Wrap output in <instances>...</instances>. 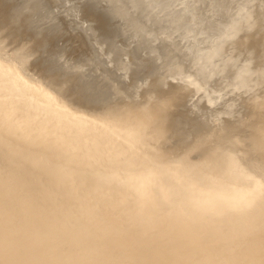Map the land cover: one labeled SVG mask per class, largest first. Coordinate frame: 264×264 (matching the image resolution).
<instances>
[{"label":"bare ground","instance_id":"1","mask_svg":"<svg viewBox=\"0 0 264 264\" xmlns=\"http://www.w3.org/2000/svg\"><path fill=\"white\" fill-rule=\"evenodd\" d=\"M208 1L222 7L213 35L152 70L148 84L88 104L66 93L78 65L62 77L31 69L44 36L10 39L27 12L0 17V228L83 225L125 264H264V0ZM148 12L139 15L150 21Z\"/></svg>","mask_w":264,"mask_h":264},{"label":"rangeland","instance_id":"2","mask_svg":"<svg viewBox=\"0 0 264 264\" xmlns=\"http://www.w3.org/2000/svg\"><path fill=\"white\" fill-rule=\"evenodd\" d=\"M6 3L3 4L4 0H0V4H1V7L4 9V6H6V10H0V17H4L5 15H8L10 12L11 14L9 15H12L14 13H18L20 11L22 12H27L28 15L27 17L26 16H23L21 19L22 20V23H20V26L18 29L14 30L13 31V34L10 35V39L12 38H15V39H20V38H23L24 41L26 40H29L31 41L32 39H34V35L35 34H40V36H44L47 40V44L45 46H41L39 49H36V54L33 55L31 57V60L29 62V65L31 67V69L33 70H39V72L41 71H44L46 74V76H49L50 74H56L57 73V76L58 77H62L63 76V73H64V67H66L67 65H70L73 66V65H78L79 68L77 69H72L73 73H74V76H73V79L72 81L70 82L67 90H66V93L69 94V96L77 102H82V104H88V101L89 103L91 102V100L93 99H112V98H115L117 96H119L120 94L116 93L117 91H123L124 92V88L127 89V88H134L136 87L137 85H139V83L145 79V81H147L149 78H150V74L151 72H153L152 70H162L161 68L163 66H165V63L164 61L166 60H169V59H174L176 58L177 56V53H182L183 52H186L188 50H190V48L192 47L191 45L194 43L195 39L194 37H192L193 35H191L190 33L188 34L187 32H191V33H194L195 31H202V29L204 28V30H208L209 31V27L213 24L212 21H214L215 19V13L217 12L215 6H210L209 4V1L207 0H166V1H163V0H157L156 3H155V6L153 5V8H154V12L156 13V11L158 10L157 12V15L159 14H162V9H160L161 7L163 8L165 2H168V4L170 3V6L173 7L172 10H176L177 12H180L182 9H184L185 11H188V13L190 14L191 16V22H190V25L187 26L188 30H192V31H187V28L186 27H179V28H174L173 27V23L170 25L169 22L170 20L164 16H162L164 18V20H160V21H153V20H148L145 18V16H141L139 15V11L140 12H143L145 11L144 9H142L143 6H140V5H137L139 4L140 1H137V0H108V1H112V3L108 2L107 0H97V3H96V0H5ZM20 1L22 3H20ZM88 1H90V4L88 3ZM93 1V2H91ZM132 1V2H131ZM163 1V2H162ZM204 1V2H203ZM57 2V3H56ZM103 2H105L103 4ZM115 4H114V3ZM131 4L129 5V3ZM159 2L158 5H156L157 3ZM206 2V3H205ZM19 3V4H18ZM62 9L60 10V4ZM96 3V4H95ZM101 3V4H100ZM116 3L118 4L119 3V8L118 6H116ZM135 3V4H134ZM152 1L151 0H148V2L146 3L147 4H151ZM164 3V4H163ZM17 4V5H16ZM57 4V5H56ZM95 4V5H94ZM109 4V7L108 5ZM110 4L113 5V8L110 7ZM200 4V5H199ZM204 4H206L204 6ZM91 5V6H90ZM97 5V7H96ZM126 5V8L124 10L121 11V9H123ZM137 5V6H136ZM162 5V6H161ZM187 6L186 8H184L183 6ZM196 5V6H195ZM204 7H203V6ZM208 5V6H207ZM213 5V4H212ZM31 6V8H30ZM86 6V7H85ZM90 6V7H88ZM104 9H107L105 11H102ZM116 6V7H115ZM122 6V8H121ZM157 6V8H156ZM200 6V7H198ZM210 6V8H209ZM115 7V8H114ZM136 9H135V8ZM140 7V8H139ZM167 7V6H166ZM197 7V8H196ZM203 7V9H202ZM59 8V10H58ZM88 8V9H87ZM101 8V9H100ZM110 8V9H109ZM117 8V9H116ZM156 8V9H155ZM191 8V10H190ZM206 8V9H205ZM215 8V9H214ZM65 9V10H63ZM91 9V10H90ZM110 11H109V10ZM114 9V11H112ZM128 9V10H127ZM139 9V11H138ZM209 9V10H208ZM214 9V10H213ZM55 10V11H54ZM63 10V12H62ZM67 10V11H66ZM93 10V11H92ZM116 10H119L118 12H116ZM133 10H136L137 11V14H133ZM143 10V11H142ZM204 10V11H203ZM88 13H87V12ZM91 11V13H90ZM95 11V12H94ZM97 11V12H96ZM108 11V12H107ZM112 11V13H111ZM121 11V12H120ZM125 11V12H124ZM126 11H129V15L127 14L126 15ZM175 11V12H176ZM203 11V12H202ZM206 11V12H205ZM68 12V13H67ZM94 12V13H92ZM107 12V13H105ZM111 13V15H115V14H118L115 15L114 17L110 16L109 14ZM162 12V13H160ZM174 12V13H175ZM212 12V13H210ZM61 15H59V14ZM74 13V14H73ZM96 13V14H95ZM102 13V14H101ZM115 13V14H114ZM123 13V14H122ZM125 13V14H124ZM132 13V15H131ZM204 13V14H203ZM209 13V14H208ZM24 14V13H23ZM63 14V15H62ZM65 14V15H64ZM79 14V15H77ZM84 14V15H83ZM92 14V16H91ZM95 14V15H94ZM99 14V15H98ZM107 16H106V15ZM188 14V15H189ZM97 15V16H96ZM124 15V16H122ZM131 15V16H130ZM138 15V16H137ZM158 15V16H159ZM194 15V16H193ZM210 15V16H209ZM50 16V17H49ZM68 16V17H67ZM74 16V18L72 17ZM77 16V17H76ZM84 16V17H83ZM99 16V17H98ZM109 16V17H108ZM126 16V17H125ZM167 16V15H166ZM169 16V15H168ZM190 16L188 17V19L190 18ZM203 16V17H202ZM89 17V18H88ZM91 17V18H90ZM101 17V18H100ZM127 21H125L126 19ZM132 17V19H131ZM136 18L135 20V23L131 20H133L134 18ZM137 17H139L137 19ZM144 17V18H142ZM147 17V16H146ZM172 18H177V16H175V14H173V16H171ZM68 18V19H67ZM82 18V19H80ZM88 18V19H87ZM109 20H108V19ZM113 18V19H112ZM130 18V19H129ZM166 18V19H165ZM206 18V19H205ZM59 19V20H58ZM61 19V20H60ZM65 19V20H64ZM101 19V20H100ZM107 19V20H105ZM118 19V20H117ZM125 19V20H124ZM129 19V21H128ZM142 19V21H141ZM200 19V20H199ZM80 20V22L78 21ZM95 20V21H94ZM105 20V22L103 21ZM113 20V21H112ZM145 20V21H143ZM147 20V21H146ZM167 20V21H166ZM76 21L78 23H76ZM83 21V22H82ZM86 21V22H85ZM105 23H101V22ZM109 21V22H108ZM131 21V22H130ZM153 21V22H152ZM169 21V22H168ZM210 21V22H208ZM98 22V24H96ZM120 22V23H119ZM126 22V23H125ZM132 24L130 26V28H126L127 26H129L128 24ZM143 22L144 25H140V24H143L141 23ZM196 22V23H194ZM108 23V24H107ZM138 23H139V26H138ZM147 23V24H145ZM193 23V25H192ZM70 24V25H69ZM100 24V26L98 27V25ZM122 24L124 26V28L122 27ZM150 24V25H149ZM196 26H195V25ZM198 24V25H197ZM94 25V26H93ZM121 25V26H120ZM135 25L134 30L132 28V26ZM203 25V26H202ZM96 26V28H95ZM103 26V27H102ZM107 26V27H106ZM112 28H111V27ZM119 28H118V27ZM169 26V27H168ZM193 26V27H192ZM199 26H201L199 28ZM209 26V27H207ZM76 27V29L74 28ZM109 27V28H108ZM116 27V28H115ZM141 27V28H140ZM9 28V27H8ZM8 28L6 27L5 29V32L7 33L8 32ZM62 28V30H61ZM105 28H107L105 30ZM165 28V29H164ZM174 30H178L177 31H174ZM192 28V29H191ZM197 28V29H196ZM83 29V30H82ZM86 29L88 30L86 32ZM90 29V30H89ZM93 29V30H92ZM117 29V31H116ZM124 29V30H123ZM139 29V30H138ZM150 29V30H149ZM170 29V30H169ZM95 30V31H94ZM132 30V31H131ZM134 30V31H133ZM141 30V31H140ZM169 30V32L167 31ZM180 30V31H179ZM194 30V31H193ZM116 32V34L114 32ZM127 33H126V32ZM185 31V32H184ZM45 32V33H44ZM75 32V33H74ZM92 32V34H90ZM112 32V33H111ZM132 32V33H131ZM159 32V33H158ZM167 32V33H166ZM171 32V33H170ZM172 32H175L172 34ZM64 33L65 35L67 34V37L69 35V38L67 39L66 37V40H65V36H64ZM71 33V35H70ZM78 33V34H77ZM97 33V34H96ZM107 33V35L105 34ZM111 33V34H110ZM178 37L177 36V34ZM21 34V35H20ZM62 34V36H61ZM88 34L89 36L91 37H88ZM155 34V36H154ZM169 35V39H164V36L165 35ZM173 36H171V35ZM60 35V36H59ZM85 35V37H84ZM96 35V36H95ZM98 35V36H97ZM120 35V36H119ZM161 35V39L159 38V36ZM185 35V36H184ZM189 35H191L189 37ZM64 36V37H63ZM78 36V38L76 37ZM117 38H116V37ZM137 36V37H136ZM157 36V37H156ZM176 36V37H175ZM181 36L183 38H181ZM186 36H187V39H186ZM71 38H74V42L72 41L73 39H70ZM80 37V39H79ZM103 37V38H102ZM115 37V38H113ZM155 37V38H154ZM189 37V39H188ZM59 38V39H58ZM64 38V40H61V39ZM76 38V39H75ZM88 38V39H87ZM97 38V39H96ZM105 38V39H104ZM178 38V39H177ZM54 39V40H53ZM96 39V40H95ZM128 39V40H127ZM188 40L190 42H186L185 41ZM76 40V41H75ZM102 40V41H101ZM116 40V41H115ZM153 40V41H152ZM172 40V41H171ZM180 40V41H179ZM181 40H184V42H186L185 46H184V42L181 41ZM192 40V41H191ZM194 40V41H193ZM53 41L54 44H53ZM61 41V42H59ZM107 41V42H106ZM110 41V42H109ZM145 41V42H144ZM157 41V42H156ZM163 41V42H162ZM176 41V42H175ZM178 41V42H177ZM59 42V43H58ZM63 42V43H62ZM67 42H69V44H67ZM73 42V43H72ZM149 42V43H148ZM151 42V43H150ZM155 42V43H154ZM172 42V43H171ZM192 42V43H191ZM57 43V44H56ZM61 43V44H60ZM66 43V44H65ZM71 43V44H70ZM94 43H97V44H94ZM103 43V44H102ZM116 43V44H115ZM123 43V45H122ZM145 43H148L145 45ZM159 46H158V44ZM171 43V45L169 44ZM175 43V44H174ZM182 43V44H181ZM53 44V45H52ZM166 44V45H165ZM180 47H179V45ZM77 45V46H76ZM79 45L82 47H79ZM97 45V46H95ZM104 45V46H103ZM128 45V46H126ZM145 45V46H143ZM154 45V46H152ZM173 45V46H172ZM182 45V46H181ZM188 45V46H187ZM103 46V48L101 47ZM116 46V47H115ZM140 46V48H139ZM162 46V47H161ZM190 46V47H189ZM37 48L39 47V45L36 46ZM69 47V48H68ZM74 49H73V48ZM95 47H96V50H95ZM150 47V48H149ZM155 47V48H154ZM175 47V48H174ZM182 47V48H181ZM187 47V49H186ZM76 48H77V51H76ZM100 48V49H99ZM104 48L105 49V53L103 52L104 51ZM123 48H129L128 52H126V54L128 55H125L123 54V51L124 49ZM148 48V49H147ZM165 50H164V49ZM171 48L175 49L173 50L172 54L171 53ZM180 48V49H178ZM71 49V50H70ZM79 49V50H78ZM83 50V51H80V50ZM85 49V50H84ZM121 49H123L122 51H120ZM145 49V50H144ZM154 49V50H152ZM159 52H158V50ZM182 49V50H181ZM186 49V50H185ZM73 50V51H72ZM157 50V51H156ZM169 50V51H168ZM180 50V51H179ZM185 50V51H184ZM79 51V53H78ZM117 51V52H116ZM120 51V52H119ZM133 51V52H132ZM135 51V53H134ZM139 51V52H137ZM150 51H152L150 53ZM175 51V52H174ZM179 51V52H177ZM68 52V53H67ZM72 52L74 53L72 54ZM82 52V53H80ZM90 53L88 56L87 54ZM99 52V53H98ZM142 52H145L144 54ZM71 53V55H70ZM85 53V54H83ZM104 53L105 56H102V54ZM157 53V54H156ZM159 53V54H158ZM68 54V55H67ZM143 54V55H142ZM152 54V55H151ZM156 55V58L154 57ZM74 55V56H72ZM79 55V56H78ZM82 55V56H81ZM92 55V56H91ZM141 55V56H140ZM149 55V57H148ZM164 55V56H163ZM91 56V57H90ZM132 56V57H131ZM133 56H134V59H133ZM160 56V58H159ZM69 57V58H68ZM75 57V58H73ZM94 57V58H93ZM123 57V58H122ZM125 57H128V59L130 60V66L129 65V71L122 68L120 66V62H122V60L125 58ZM138 58H143L144 62H143V65H141V63L139 61H137ZM150 59H148V58ZM154 57V58H152ZM68 58V59H67ZM77 58H79L78 60H76ZM81 58V60H80ZM110 58V63L109 64V59ZM84 59V60H83ZM94 59V60H93ZM106 59V60H105ZM148 59V60H146ZM160 59V60H158ZM89 60H93V63L91 67V62H89ZM97 60V61H95ZM105 60V61H104ZM132 60H134L132 62ZM150 60V61H149ZM158 60V61H157ZM95 61V62H94ZM146 61V62H145ZM155 61V62H154ZM157 61V62H156ZM160 61V62H159ZM99 62V64H98ZM103 62V63H102ZM137 62V63H136ZM153 62V63H152ZM66 63V64H65ZM95 63V64H94ZM97 63V64H96ZM116 64V67L114 68V64ZM39 64V65H38ZM60 64V65H59ZM134 64V65H133ZM153 64V65H152ZM95 65H98L100 67H95ZM104 65V66H102ZM108 65V66H106ZM139 65V66H138ZM148 65V66H146ZM157 65V66H156ZM162 65V66H160ZM46 66V67H45ZM107 68H106V67ZM142 69H141V67ZM101 67L103 68H106L107 71L105 72H102L104 71L103 69H101ZM118 67V69L116 70V68ZM131 67V68H130ZM134 67V68H132ZM148 67V68H147ZM153 67V68H152ZM89 68H91L90 70H88ZM96 70H93L95 69ZM97 68L100 70H97ZM112 68V69H110ZM141 69V72H140V75H139V70ZM150 68V69H149ZM120 69V70H119ZM146 69V70H145ZM48 70V71H47ZM109 70V71H108ZM119 70V71H118ZM123 70V71H122ZM127 72H125V71ZM136 70V71H135ZM151 70V71H150ZM51 71V72H50ZM80 71V72H79ZM90 71V72H89ZM101 72L99 73L98 75L99 76H103V78L97 76V72ZM110 71L112 74H110ZM115 71V72H114ZM118 71V72H117ZM122 73H121V72ZM133 71V72H131ZM138 71V72H137ZM48 72V73H47ZM56 72V73H54ZM86 72V73H85ZM94 73V77L92 76V79H91V75H93ZM108 72V74H106ZM125 72V73H124ZM129 72V73H128ZM115 73V74H113ZM117 73V74H116ZM120 73V75L118 74ZM123 73L125 75H123ZM128 73V74H126ZM91 74V75H90ZM133 74V75H132ZM60 75V76H59ZM62 75V76H61ZM89 75V76H88ZM128 75V76H127ZM131 75V76H130ZM139 75V76H138ZM83 77V80H82V77ZM105 76V77H104ZM108 76V77H107ZM112 78H111V77ZM117 76V77H116ZM124 76H127V77H124ZM136 76V77H135ZM97 77L99 79H97ZM107 79L105 80L104 78ZM111 79H110V78ZM125 78L126 80H123V78ZM133 77H135L133 79ZM149 77V78H148ZM75 78V80H74ZM80 78V79H78ZM87 78V80L85 79ZM89 78V79H88ZM114 78V80H113ZM117 78V79H115ZM121 78V79H120ZM104 79V80H102ZM80 80V81H78ZM89 80V81H88ZM94 80H95V83H94ZM96 80H102L101 82L99 81L97 83ZM110 80V81H109ZM115 80H119L121 81V83H119L118 81H115ZM131 80V81H130ZM77 81V82H76ZM84 81H86V83H84ZM92 83H91V82ZM109 81V82H108ZM116 84H114L113 82ZM123 81V82H122ZM125 81V82H124ZM79 82V83H78ZM105 82V84H104ZM108 82V83H107ZM122 85V86H119L118 84ZM129 82V84H128ZM73 83V84H72ZM100 83V84H99ZM104 84V88L102 87L101 84ZM110 83V84H109ZM132 83V84H131ZM135 83V84H134ZM87 84V85H86ZM92 84V85H91ZM95 84V85H94ZM97 84V85H96ZM109 84L111 88H109ZM112 84V85H111ZM74 85V86H73ZM86 85V86H85ZM99 85V86H98ZM106 85H107V88H106ZM118 85V86H117ZM85 86V87H84ZM115 86V87H114ZM132 86V87H131ZM80 87V88H79ZM92 87V88H90ZM95 87V88H94ZM102 87V88H101ZM70 88V89H69ZM83 88V89H82ZM85 88V89H84ZM100 88V89H99ZM113 88V89H112ZM118 88V89H116ZM90 89V90H89ZM106 89V90H105ZM82 91V92H79V91ZM88 90V91H87ZM96 91L98 90V92L95 91L92 92V91ZM101 90V91H100ZM105 95L103 94L104 92ZM108 90V91H107ZM74 91V92H73ZM78 92V93H77ZM91 92V93H90ZM103 92V93H102ZM108 92H111L108 94ZM82 93V94H81ZM86 93V94H85ZM71 94V95H70ZM81 94V95H79ZM89 94V95H88ZM92 94H94V96H92ZM102 94V95H101ZM79 95V96H78ZM85 95V97H84ZM87 95V97H86ZM100 95V96H98ZM110 95V96H108ZM83 96V97H82ZM90 97V98H89ZM95 97V98H94ZM103 97V98H102ZM75 98V99H74ZM80 100H78V99ZM92 98V99H91ZM83 99V100H82ZM86 99V100H85ZM89 99V100H88ZM82 100V101H81ZM85 102V103H84Z\"/></svg>","mask_w":264,"mask_h":264},{"label":"clouds","instance_id":"3","mask_svg":"<svg viewBox=\"0 0 264 264\" xmlns=\"http://www.w3.org/2000/svg\"><path fill=\"white\" fill-rule=\"evenodd\" d=\"M0 264H125L112 242L83 225L42 221L18 231L0 228Z\"/></svg>","mask_w":264,"mask_h":264},{"label":"water","instance_id":"4","mask_svg":"<svg viewBox=\"0 0 264 264\" xmlns=\"http://www.w3.org/2000/svg\"><path fill=\"white\" fill-rule=\"evenodd\" d=\"M140 1V3H141V6H143V9L146 11V12H148V14H150L151 15V20H153V21H159V20H162L163 19V17L162 16H164V15H167L166 17L170 20V25L173 23V27L174 28H179V27H181V26H184V27H187V26H189L190 25V20H191V16H190V14L188 13V11H185L184 9H182L180 12H177L176 10H172V8L173 7H171L170 6V3L168 4V2H165V4L163 5L164 7L163 8H161L162 9V15L160 14L159 16L157 15V13H155L154 12V8H153V5H155V3H156V1L157 0H151L152 1V3L149 5V4H145V3H147L148 1L147 0H139ZM163 1H165V0H163ZM219 2H223V0H220ZM157 4H159V3H157ZM167 6V7H166ZM184 8H186L187 6L185 5V6H183ZM215 8H216V10H217V13H215V19H214V21H212L213 22V24L209 27V31H207V30H204V29H202V31H195L192 35H193V37H194V39H195V41H194V43L191 45L192 47L190 48V49H192V48H194L196 45H198L199 44V41H200V39L202 38V37H208V36H210V35H213L214 34V32H215V28H216V25H215V23L217 22V20H218V18H219V13H220V11H221V6L219 7H217V6H215ZM187 9V8H186ZM148 10V11H147ZM176 11V12H175ZM175 12V13H174ZM173 14H175V16H177V18H172L171 16H173ZM189 14V15H188ZM169 15V16H168ZM190 16V18L188 19V17ZM222 19V18H221ZM203 26V25H202ZM188 31H192V30H188ZM169 35L167 34V35H165L164 36V39H169V37H168ZM175 52V51H174ZM190 52V50H188V51H186V52H182V53H177V56L176 57H178V56H182L183 54H187V53H189ZM150 82V79H148L147 81H145V79H143L142 80V82L140 83V84H148ZM142 87V86H141ZM179 101H181V99H179ZM186 103H188V102H186Z\"/></svg>","mask_w":264,"mask_h":264},{"label":"snow or ice","instance_id":"5","mask_svg":"<svg viewBox=\"0 0 264 264\" xmlns=\"http://www.w3.org/2000/svg\"><path fill=\"white\" fill-rule=\"evenodd\" d=\"M261 134H262V136H264V131H262V133H261ZM262 187H264V186H262Z\"/></svg>","mask_w":264,"mask_h":264}]
</instances>
